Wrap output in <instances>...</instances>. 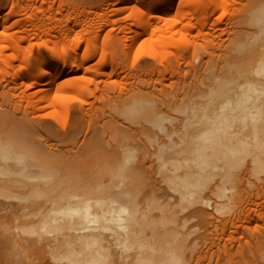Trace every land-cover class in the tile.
Instances as JSON below:
<instances>
[{
  "label": "bare ground",
  "instance_id": "1",
  "mask_svg": "<svg viewBox=\"0 0 264 264\" xmlns=\"http://www.w3.org/2000/svg\"><path fill=\"white\" fill-rule=\"evenodd\" d=\"M76 1L0 0V264H264V0Z\"/></svg>",
  "mask_w": 264,
  "mask_h": 264
},
{
  "label": "rangeland",
  "instance_id": "2",
  "mask_svg": "<svg viewBox=\"0 0 264 264\" xmlns=\"http://www.w3.org/2000/svg\"><path fill=\"white\" fill-rule=\"evenodd\" d=\"M103 1L104 0H77L76 2L80 6H85V7L86 6H91V7H93V6H96V5L100 4V3H102ZM126 27H129L130 30L133 29V27L129 26V24H127ZM108 29L109 28L106 27V28H104L103 30L100 31V37H99L100 40L103 39V37L107 34ZM117 32L118 31L115 30V31L112 32V34H117ZM3 202H4V199L0 197V215L5 216L4 219H6L7 217H13L11 212H9L7 209H3V207L1 206V203H3ZM13 212H15V211H13ZM1 219H3V218H1Z\"/></svg>",
  "mask_w": 264,
  "mask_h": 264
}]
</instances>
